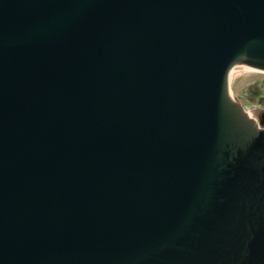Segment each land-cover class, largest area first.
I'll return each mask as SVG.
<instances>
[{
	"label": "water",
	"instance_id": "95a60500",
	"mask_svg": "<svg viewBox=\"0 0 264 264\" xmlns=\"http://www.w3.org/2000/svg\"><path fill=\"white\" fill-rule=\"evenodd\" d=\"M262 72L264 0H0V264H264Z\"/></svg>",
	"mask_w": 264,
	"mask_h": 264
},
{
	"label": "rangeland",
	"instance_id": "374dc122",
	"mask_svg": "<svg viewBox=\"0 0 264 264\" xmlns=\"http://www.w3.org/2000/svg\"><path fill=\"white\" fill-rule=\"evenodd\" d=\"M230 95L239 102L249 103L264 110V72L254 77L242 78L229 85Z\"/></svg>",
	"mask_w": 264,
	"mask_h": 264
},
{
	"label": "flooded vegetation",
	"instance_id": "af4514ba",
	"mask_svg": "<svg viewBox=\"0 0 264 264\" xmlns=\"http://www.w3.org/2000/svg\"><path fill=\"white\" fill-rule=\"evenodd\" d=\"M257 111H259V110H257ZM257 111H255V112H257Z\"/></svg>",
	"mask_w": 264,
	"mask_h": 264
}]
</instances>
